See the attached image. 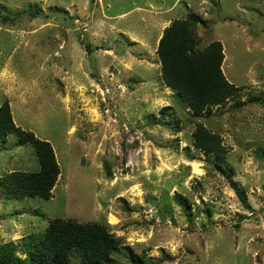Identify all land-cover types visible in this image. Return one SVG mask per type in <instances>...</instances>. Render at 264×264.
<instances>
[{
    "label": "rangeland",
    "instance_id": "1",
    "mask_svg": "<svg viewBox=\"0 0 264 264\" xmlns=\"http://www.w3.org/2000/svg\"><path fill=\"white\" fill-rule=\"evenodd\" d=\"M193 13L196 47L222 48L232 96L194 113L163 81L164 29ZM50 142L48 199L0 188V248L54 218L121 239L103 264H264V0H0V106ZM202 127L218 150L195 146ZM39 169L34 147L0 138V175ZM8 248V247H7ZM69 264H79L71 257Z\"/></svg>",
    "mask_w": 264,
    "mask_h": 264
},
{
    "label": "trees",
    "instance_id": "2",
    "mask_svg": "<svg viewBox=\"0 0 264 264\" xmlns=\"http://www.w3.org/2000/svg\"><path fill=\"white\" fill-rule=\"evenodd\" d=\"M200 20L193 13L174 20L159 39L157 54L163 81L173 88L193 110L199 113L207 106L219 104L232 96L234 86L222 74V48L219 41L196 47L191 24ZM15 133L21 141L33 145L39 164L36 171L14 170L0 175L2 192L12 199L40 197L48 199L59 167L49 141L38 139L14 125L9 105L0 106V138ZM195 146L207 152L218 150V137L199 127L194 132ZM121 244V239L97 222L81 223L73 219L54 218L41 235H29L24 245L31 263L69 264L75 256L79 264H103ZM8 247V248H7ZM7 262L14 259L9 246L0 248Z\"/></svg>",
    "mask_w": 264,
    "mask_h": 264
}]
</instances>
